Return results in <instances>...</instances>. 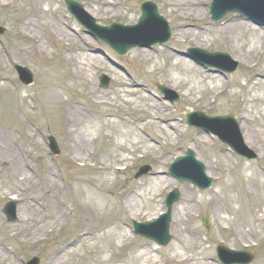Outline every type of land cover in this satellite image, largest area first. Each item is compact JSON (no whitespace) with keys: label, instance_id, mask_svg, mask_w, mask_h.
Wrapping results in <instances>:
<instances>
[{"label":"rangeland","instance_id":"1","mask_svg":"<svg viewBox=\"0 0 264 264\" xmlns=\"http://www.w3.org/2000/svg\"><path fill=\"white\" fill-rule=\"evenodd\" d=\"M83 4L86 10L87 4L82 0H76ZM121 5V10L117 12L116 16L107 18L103 12H100L96 21L101 25H110L112 23H121L132 25L136 24L141 16L140 5L144 1H151L157 4L160 14L163 15L170 23L172 31L171 41L164 46H154L147 48V50H156L158 54H155V61L153 65L154 73L150 77L145 78L141 75V71L145 70V66L138 63L133 55L140 49L131 51L125 57H119L114 53L106 44L98 39L88 35L84 28H82L75 19L68 13L64 0H9L3 4H0V26L6 28L4 36L0 37V131L4 132L6 136H10L12 141L17 146V150L24 152V156L27 159L28 167L24 169L22 176L19 179L32 177L34 184L28 192H37V202L40 203V207L52 204L60 203L63 206V210L68 209V214L65 216L68 224L64 227L63 231L60 229L56 232L47 235L42 243L35 247L25 246L23 236L19 235L15 238H11L12 227L16 222L10 223L7 221L3 210L8 201H12L11 195L14 196L17 190L15 189V180H8L7 175L10 171L8 168V160L0 162V247L6 246L8 253L2 251L4 260H0V264H27L28 261L37 257L40 260V264H48L50 257L55 251L63 249L67 242H71L72 238L78 235L77 231L80 227L86 226L89 230H95L94 227L100 229L105 235L110 228L117 225L127 231V238L121 240V245L125 248L118 250L117 248L109 249L106 253L108 264H131V257L128 255L130 249L136 246H144L149 254H153L154 249H158L156 253V264H170L169 254L170 248H172L176 241V229L174 221L172 220L170 226V234L172 241L166 247H160L157 244L138 238L133 235V220L131 218L122 215V212H127L123 206V195L128 192L142 189L148 182H152L153 185H158L159 193L157 198L154 199L155 206L150 209H146L143 202L139 201V206L134 212L138 213L137 222L148 221L149 215L159 216V213L166 211L165 200L170 191L178 189L181 193V200L175 205L173 214L177 218V222L181 225V230H191L192 234L190 238L198 241V246L189 253L191 256L196 254H202L209 256L213 260L211 264H221L218 261L216 248L219 245L226 246L236 251H247L254 255L255 259L252 264H258L264 260V222L261 224V228L256 229L258 237H255V242L251 239L249 228L245 225L249 216L246 213H240L238 218L232 216L229 218L230 228H242V231L246 232L245 241H242V237L237 235L235 231L222 230V221L215 217V210L219 213L228 216L229 210L227 204L224 202L223 196L236 197L234 208H239L246 205L247 199L260 198L264 202V192L259 183L264 184V127H254L245 125L253 134H257L259 138L255 139L254 148L248 147L258 159L253 161H246V159L236 156L225 144L221 143L217 136L214 134H208L204 131H200L197 128H191L186 122V115L192 111H201L209 113L211 116L229 115L233 116L239 125V112L242 105L243 98L247 101L253 96L252 92L255 89L251 88L249 92L246 91L244 84H248L249 80H256L264 86V44L256 48V57L252 59L254 64V74L246 71V68L240 61L230 52L227 46L228 41L222 39L217 34V28L220 23L227 18L237 14H231L227 16L221 22H214L211 19L209 8L212 0H207L204 5L208 12L207 19L203 22H199L212 29L211 33L204 34V38L201 39V43H195L189 39L186 40V44L183 46V53L178 54L181 62L188 63L193 66V71L189 74L183 75V78H189L191 84H194L198 78L195 75H200V72L208 71L203 67L197 65L193 60L187 58L184 53L188 48H200L210 52L227 53L233 60L239 63L238 70L233 73H223L225 88L229 93L228 102L223 105L224 99H217L216 102H211L207 107H199L203 102L197 100L191 105L185 100V97L180 94L173 84L167 82L168 73L166 67L168 65L167 55L173 53L169 50L170 47L175 46L176 40V25L182 20L177 18L176 13H171L166 4L160 0H116ZM94 8L90 5V8ZM51 10V11H50ZM92 10V9H90ZM50 11V12H49ZM89 12V11H88ZM130 12V13H128ZM43 14V16H40ZM31 17L32 21L38 23L37 26L31 30L24 24V18ZM248 24L254 28H258L264 32V28H261L254 24L252 21H248ZM59 24L62 29L71 34L74 39V45L67 46L65 43L59 41L57 36L51 33V28ZM46 39V41H45ZM41 41L45 46V51L41 53L39 46ZM242 42V41H240ZM65 49H69L73 52L79 51V56L86 60L88 64H91V70L88 72V78L79 79L75 76L73 71V60L69 61ZM16 65L29 68L35 77L34 84L26 87L20 81L16 70ZM226 66H231V63L225 62ZM213 69V68H210ZM215 70V69H213ZM249 73V75L247 74ZM143 74V73H142ZM248 76H247V75ZM256 74V75H255ZM102 75H107L111 79V84L108 89H101L99 79ZM245 75V76H244ZM255 75V76H254ZM237 76H242L237 88L232 89L234 81ZM175 78H179L175 76ZM227 80V81H226ZM93 82V88L90 89L87 83ZM132 81L136 82L133 83ZM59 83L63 87H60L59 91L62 93V100L65 103L80 104L86 111H96L99 113V117L102 119L99 121L105 130L107 137L102 139L100 143H89L88 151L86 155L90 165H97V167L105 170L110 168V171L105 173L108 176V183L110 185H102L97 181L99 172H95L90 167L77 168L70 160V151L67 146V139L65 136V128L63 126L62 117V103L57 102L54 104H47L44 102L42 93L48 85ZM141 83L149 89L153 95H158L161 98V104H169L163 112V117L158 121V127H171L176 125L172 129L170 136L165 138H159L161 146L154 147L158 152H173V147L168 145L174 141L177 142V148L181 153L186 154L188 149L193 150L196 154V158L206 165V168L210 171V177L213 180V186L208 191H200L196 187L188 183H181L171 178L167 172L168 165H164L163 162L155 160L152 156L142 160H138L136 157L132 160L121 163L119 161L122 151L118 149L115 144L113 131L106 126V123L114 120L105 118L103 114L108 115H120V117L127 118L128 121H135L139 114L132 111L126 112L125 108L120 107L116 97L134 86V90H139L138 84ZM244 83V84H243ZM127 84V85H126ZM133 84V85H132ZM135 84V85H134ZM160 84L168 87L171 90L177 91L180 100L176 104H172L169 100L166 101L161 93L158 91L156 85ZM126 86V87H125ZM83 91L84 97L78 92ZM140 105L150 106L149 100H146L145 93L139 91ZM235 93L233 97L230 95ZM147 94V93H146ZM143 96V97H142ZM200 95L198 97H202ZM197 97V96H196ZM95 98H104L109 100V104L105 106L96 107L93 104ZM223 105V106H222ZM121 109L122 111H119ZM264 104L262 106L259 103L249 104V115L257 118L258 121L264 120ZM126 110V109H125ZM129 111V110H128ZM122 112V114H121ZM161 113V112H160ZM128 114V115H127ZM127 116V117H126ZM118 122V120H115ZM87 128L91 125V121L87 122ZM242 127V126H241ZM123 130H131L134 137H139L141 145L147 141L145 136L142 135L139 129L134 126L123 125ZM242 129V128H241ZM195 132L206 133L210 136V141L214 145L211 148L199 147L189 142L192 134L193 139ZM166 134V131L164 132ZM243 134V129L241 130ZM53 136L56 138L60 148L61 154L59 156H53L49 150L47 137ZM92 140L95 138V133L90 136ZM89 138V137H88ZM192 139V140H193ZM133 141L126 143L127 148H132ZM247 145V144H246ZM134 146V145H133ZM134 149V148H133ZM227 150L225 154L228 155L230 160L224 163L214 155L216 150ZM127 165V168L121 174H114V167ZM242 165H252L253 167L246 173V180L249 179L250 173H254L250 179V182H257L256 184L248 185L245 187L246 194L243 196L240 192L238 194L223 192V187L229 180L226 178L227 172L239 169ZM143 166L151 167V174L140 179H135L136 173ZM54 171L55 176L52 177L55 182L54 186L50 188L51 197L43 196V190L40 188L39 183L42 181L43 175L49 171ZM237 170H235L236 172ZM103 174V171H100ZM160 174L164 180L159 183L156 175ZM102 176V175H101ZM222 178L221 182L218 179ZM88 183L89 187L95 188L99 186L101 191L105 194L109 200L105 209L101 212V215L90 216L87 204L86 195L78 190V186L81 183ZM91 181V182H90ZM172 181L174 184L171 189H168L167 183ZM87 184V183H86ZM85 187V186H84ZM250 187V188H249ZM249 193H248V190ZM223 195V196H222ZM188 197L193 209H189L193 212H187L184 210V199ZM147 198V195L146 197ZM144 198V199H145ZM148 198H150L148 196ZM201 198L218 201L214 207L208 208L206 206L197 205ZM17 203V217L20 213L27 208L28 203L24 200H16ZM153 204V205H154ZM246 208V206H245ZM39 209V208H36ZM143 210V211H142ZM40 218L43 212L39 209ZM120 220L117 221V219ZM210 219V228L206 229L203 225L204 219ZM231 219V220H230ZM115 220V221H114ZM82 223V225H81ZM110 223H113L110 226ZM50 222H44L42 227H46ZM15 229V228H14ZM58 231H61L58 233ZM101 238V237H100ZM100 241V240H99ZM116 245L119 241H115ZM256 244L257 246H254ZM105 244L103 242L97 243V246L91 247L90 243L84 242L78 249L76 255H68V264H92L96 260H100V253L103 250ZM11 252V253H10ZM83 261V262H82ZM153 264V262H150Z\"/></svg>","mask_w":264,"mask_h":264},{"label":"bare ground","instance_id":"2","mask_svg":"<svg viewBox=\"0 0 264 264\" xmlns=\"http://www.w3.org/2000/svg\"><path fill=\"white\" fill-rule=\"evenodd\" d=\"M9 0H0V4L8 2ZM87 4V12L94 18H97L100 12H103L107 18L116 16L117 12L121 10V5L117 3L116 0H82ZM166 4V6L170 9L171 13H176L177 18L182 20L183 22H179L176 27V40H175V51H179L183 48L184 44H186V40L193 39L191 41L195 43H201V39L204 38V34L211 33L212 29L200 24L199 22H203L207 19L208 12L205 9L204 5L207 0H160ZM239 1V0H238ZM92 5L94 8H90ZM92 9V10H90ZM51 11V10H50ZM49 11V12H50ZM130 13V12H128ZM43 16V14H40ZM24 24L31 30L33 27L37 26L38 23L32 21L31 17L24 18ZM51 33L57 38L68 45H74V39L70 33L62 29L59 24L54 25L51 29ZM217 34L224 40L228 41L227 46L229 47L230 52L236 57L238 61L242 63V65L247 70H253L252 59L254 56L256 57L257 51L256 48L264 44V32L258 28H254L248 24L245 20L239 19L237 16H232L226 19L223 23L219 25L217 28ZM46 41V39H45ZM242 41V42H240ZM39 51L43 53L45 51V46L41 41V45L39 46ZM158 54L156 50H140L133 55V58L140 63L143 64L145 69L146 76H150L154 73L153 65L155 61V54ZM176 53V52H175ZM67 59L69 61H74L73 63V71L75 76L79 79L84 80L83 78H88V72L91 70V64H88L85 59L79 56V51L74 54L70 53L67 55ZM169 59V64L166 67L168 77L167 82L174 85L176 90L180 92L185 100L191 105L195 103L197 100H201L203 102L199 107H207L213 100L221 99L223 97L225 103L228 102L229 93L225 88L224 83V74H220L214 71H204L200 72V75H195L198 80L191 84V80L189 78H183L185 74H189L193 71V66L188 63H183L177 57H173L171 54L167 55ZM179 78H175L178 76ZM226 78V77H225ZM242 76H237L234 81V88L238 87L240 83V79ZM227 81V80H226ZM134 83V81H132ZM250 88L255 89L252 92L253 96L248 101H243L240 106L239 118H240V128L243 129V138L245 144L250 145L251 148L255 144V139L259 138L257 134H253L248 129L245 128V125L251 126L252 128L264 127V120L258 121L257 118L249 115V104L259 103L260 106L264 104V86L260 85L257 82L250 81ZM90 89L93 88L94 83H87ZM139 90H134L135 88H128L121 92L118 97H116L119 102L120 107L125 108L124 111L133 113L137 112L139 114L138 118L135 121H129L128 119L120 118L119 116H105V118L114 119L108 123L106 126L113 131L115 144L118 146L117 148L122 151L119 161L124 163L132 159V155L134 153H141L140 157H149L152 156L155 160L163 162L164 165H168L174 158L183 156L180 149L177 148V142L174 141L168 145H171L173 148V152H158L154 149V147L161 146L159 138H165L170 136L172 129L176 125H171V127H158V121L161 117H163V112L166 107H169V104L165 103L161 104L158 102V97L149 92L148 89L142 84H139ZM60 87H63L59 83L51 84L43 90L42 97L45 103L56 105L57 102L62 103V117H63V126L65 130V136L67 139V146L70 151V159L74 164H80L83 166L88 165V157L86 155V151H88L89 143H100L102 139L108 136L105 134V130L103 129L101 123L102 119L99 117L98 112L94 111H86L79 104H65L62 100V93L59 91ZM134 87V86H132ZM145 93L146 100H149L150 106H141L140 105V92ZM147 93V94H146ZM203 95L201 98L198 97ZM235 93H232L230 96L233 97ZM197 96V97H196ZM143 97V96H142ZM93 103L97 106L105 105L109 103V100L104 98H95ZM222 105V106H223ZM129 110V111H128ZM119 111H122L119 109ZM264 111V109H263ZM161 112V113H160ZM122 114V112H121ZM128 115V114H127ZM118 120V122H115ZM93 122L89 128H87V122ZM127 126L133 125L134 128L139 129L143 136L147 139L144 141L145 144L141 145V140L139 137H134L132 135L131 130H123V125ZM242 126V127H241ZM166 131V134L164 133ZM95 133L94 140L90 139L91 135ZM89 137V138H88ZM210 136L206 133L195 132L194 139L191 143L193 145L199 147L211 148L213 146L212 141H210ZM128 141H133L131 145L132 148H127L126 143ZM17 147L12 138L10 136H6V134L0 131V162H5L8 160V168L10 171L7 175L8 180H15V189L17 192L15 193V197L20 198V200H26L28 203L20 215H18V220L14 227H12L13 233H11V237L15 238L19 235L23 236L22 243L27 247H35L45 240L49 233L54 232L58 227H60L64 221L65 216L68 214L67 209L63 210V206L60 203L52 204L50 207L48 205H44L40 207V203L37 202L38 199L37 192L30 193L28 189L32 187L34 181L32 177L19 179V176H22L23 170L28 167L27 159L24 156V152L17 150ZM134 148V149H133ZM214 155L219 158L220 161L226 163L230 158L227 154H225L224 150H218L214 152ZM94 169L95 172H99L97 181L101 182L102 185H110L108 183V176L105 173L106 171H110L111 169L108 167L105 170L97 167V165H89ZM252 165H242L236 172L229 171L227 172L226 178L229 180V183L223 187V192H230L232 194L240 192L243 196L246 194L245 187L248 188L250 184H256L257 182H250L251 177L254 173H250L248 176L249 179L246 180L245 176L248 171L252 168ZM115 171H121L122 169L114 167ZM100 171H103L101 174ZM1 172V170H0ZM102 175V176H101ZM207 175H210V171L207 168ZM55 176L54 171H47L43 177L42 181L39 183L40 188L43 190V196L48 197L50 200L51 193L50 188L54 186L55 182L52 177ZM159 183H161L164 178L160 176V174L156 175ZM91 182V181H90ZM87 183V184H86ZM86 183H81L78 186V190L86 195L88 199V209L90 216L101 215V212L105 209L106 205L109 203L105 194L101 191L99 186L95 188L88 186V181ZM168 189H171L173 186L172 181H168L167 183ZM262 188V192H264V184L259 183ZM85 186V187H84ZM158 185H153L152 182H148L145 186L140 190H135L133 192H129L128 194L123 195V203L122 206L127 212H122V215H125L131 220H135L138 217V213L134 212L136 208L140 205L139 201L143 202L146 209H150L155 206L154 199L157 198L159 193ZM250 188V187H249ZM248 190V189H247ZM249 193V190H248ZM147 195V198H145ZM148 196L150 198H148ZM223 196V195H222ZM225 204L229 207L228 216L225 214L219 213L215 210V217L222 221V230L228 228L229 218L232 216L238 218L240 213H246L249 216L245 225L249 228V233L252 236V240L255 237H258V232L256 229L261 228L262 222H264V202L260 198H252V200L247 199L246 197V205H243L239 208H234L236 197L231 198L228 196H223ZM145 198V199H144ZM184 205L183 208L187 212H193L189 209H193L188 197L183 198ZM213 200L201 198L197 205L206 206L208 208L214 207L218 202H212ZM154 204V205H153ZM246 206V208H245ZM39 208L43 214L40 218ZM143 211V210H142ZM154 218L155 216H150L148 219ZM152 218V219H153ZM172 220L175 224L176 229V241L172 248H170L169 254V262L170 264H211L213 260L209 256L196 254L190 255L191 251L198 246V241L190 238L192 234L191 230H181V225L177 222V218L173 215ZM231 220V219H230ZM44 222H50L48 226L45 228L42 227L41 224ZM84 225V223H83ZM81 226L78 230L81 232L80 237L72 240L67 243L63 249L55 251L50 257L48 264H68L67 256L68 255H76L79 247L84 243H90L91 247L97 246V243L103 242L105 244L103 250L100 253V260H96L92 264H108L110 263L106 257V253L109 252L111 248H117L120 250L124 247L121 245V240L127 238V231L122 230L121 227H117V225L110 228L108 233L105 235L104 232L93 231L86 228V226ZM1 227V226H0ZM225 227V228H224ZM15 228V229H14ZM242 228H236L235 233L242 237V241L245 242V231H242ZM101 237V238H100ZM100 240V241H99ZM119 241L120 243L116 245L115 241ZM1 250L5 253H8L6 246L1 245ZM158 249L153 250V254H149L147 249L144 246H136L133 249H130L128 255L131 257V264H153L157 263L156 253ZM0 251V260H4V255ZM83 262V261H82ZM258 264H264V260L259 262Z\"/></svg>","mask_w":264,"mask_h":264},{"label":"water","instance_id":"3","mask_svg":"<svg viewBox=\"0 0 264 264\" xmlns=\"http://www.w3.org/2000/svg\"><path fill=\"white\" fill-rule=\"evenodd\" d=\"M67 5L69 6V9L72 11V13H75L76 15H78V9L80 10L79 7H76V6L74 5V3L71 2V1H67ZM153 12H154V15H155L157 18H159V16H158V12H157L155 6H154V9H153ZM214 16H215L216 19H220V18L222 17V15H218L215 11H214ZM143 18H144L143 21H146L147 18H148L147 14H145V17L143 16ZM159 19H160V18H159ZM161 20L164 22L163 19H161ZM166 37H167L168 39L170 38V30H169V29L166 30ZM113 47H114L116 50L118 49V47L115 46V45H113ZM129 48H131V47H126L125 49H122V50H120V51H123V53H125ZM19 70H20V72H21V75H22L21 77H22V80L24 81V83H26V84H30V83H32V81H33V77H32V75H31V73H29L28 70H26V69H19ZM232 71H234V69H233ZM197 115H198V116H201V115H199V114H197ZM202 116H203V115H202ZM190 117H191V116H190ZM190 117H189V120H190ZM204 117H205V116H204ZM217 120H219V121L229 120V121H231V122H234L232 119H229L228 117H227V118H220V119H217ZM191 121H192V120H191ZM234 123H235V122H234ZM202 125H203V124H202ZM202 125H200V126H201V127H205L204 125H203V126H202ZM223 138H224V140L229 141V139H228L225 135H223ZM191 157H192V155H191ZM185 161H186V159H180V160H179L180 163H184ZM193 163H194V165L197 166L198 169H200V170L202 171V173H203V175H201V176L199 177V180H201V182H202L203 184H200V183H199L198 185H199L202 189H207V188H209V187L211 186L212 182H211L210 179L204 177V176H205V175H204V166H203L202 164H200V163H196V162H193ZM147 172H148V169H145V171H144L143 174H146ZM182 179L188 180L187 178H184V177H182ZM192 181H194V180H192ZM177 194H178V193H177ZM6 213H7V216H8V218H9L10 221H13V220L16 219V214H15V208H14V205L9 206V207L7 208V210H6ZM169 223H170V213H169L167 216L163 217V219H162L161 221L157 222V223L155 224V226H152V225H149V224H145V225H138V224H135V227H136V232H137L138 234H142V235L145 236V237L151 238V239H153V240L159 242V243L162 244V245H167V244L169 243L170 239H171V237H170V235H169ZM156 225H160V229H158V234L152 232V231H153V228L156 227ZM221 251L228 252L227 249H221ZM250 260H251V257H250L249 259H247L246 261H244V262H249Z\"/></svg>","mask_w":264,"mask_h":264}]
</instances>
